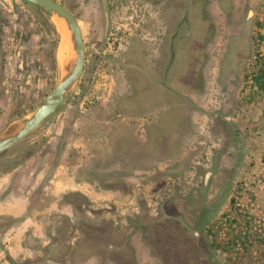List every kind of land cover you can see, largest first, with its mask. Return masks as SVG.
Instances as JSON below:
<instances>
[{
	"label": "rangeland",
	"instance_id": "1",
	"mask_svg": "<svg viewBox=\"0 0 264 264\" xmlns=\"http://www.w3.org/2000/svg\"><path fill=\"white\" fill-rule=\"evenodd\" d=\"M57 1L86 63L0 153V176L28 165L36 185L34 230L0 264H264V0ZM75 58L58 17L0 0V136Z\"/></svg>",
	"mask_w": 264,
	"mask_h": 264
},
{
	"label": "water",
	"instance_id": "2",
	"mask_svg": "<svg viewBox=\"0 0 264 264\" xmlns=\"http://www.w3.org/2000/svg\"><path fill=\"white\" fill-rule=\"evenodd\" d=\"M43 7L50 14L58 17L70 31L76 58L57 87L44 99L26 122L15 132L0 136V153L10 149L35 131L47 118L66 101L80 81L86 63V45L78 18L64 4L57 0H26ZM108 23V22H107ZM190 32L189 23L184 20L174 37V49L178 41Z\"/></svg>",
	"mask_w": 264,
	"mask_h": 264
},
{
	"label": "crops",
	"instance_id": "3",
	"mask_svg": "<svg viewBox=\"0 0 264 264\" xmlns=\"http://www.w3.org/2000/svg\"><path fill=\"white\" fill-rule=\"evenodd\" d=\"M28 170L29 166L26 165L0 176V219L18 220L14 226L1 233L4 252H0V262L5 258L3 254L8 251L14 254L13 250L23 248L28 234L34 230L33 225H36V208L33 202L36 200L35 173Z\"/></svg>",
	"mask_w": 264,
	"mask_h": 264
},
{
	"label": "flooded vegetation",
	"instance_id": "4",
	"mask_svg": "<svg viewBox=\"0 0 264 264\" xmlns=\"http://www.w3.org/2000/svg\"><path fill=\"white\" fill-rule=\"evenodd\" d=\"M189 27H190V26H189ZM178 42H179V41H178ZM178 42H177V43H178ZM173 43H174V38H173ZM173 46H174V45H173Z\"/></svg>",
	"mask_w": 264,
	"mask_h": 264
}]
</instances>
